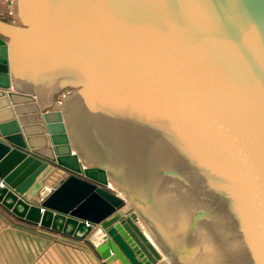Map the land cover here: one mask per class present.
Wrapping results in <instances>:
<instances>
[{"label": "water", "instance_id": "obj_1", "mask_svg": "<svg viewBox=\"0 0 264 264\" xmlns=\"http://www.w3.org/2000/svg\"><path fill=\"white\" fill-rule=\"evenodd\" d=\"M10 11L2 206L107 264H264V0Z\"/></svg>", "mask_w": 264, "mask_h": 264}, {"label": "crops", "instance_id": "obj_2", "mask_svg": "<svg viewBox=\"0 0 264 264\" xmlns=\"http://www.w3.org/2000/svg\"><path fill=\"white\" fill-rule=\"evenodd\" d=\"M9 4L11 0H0ZM0 5V17L7 13ZM0 264H107L87 241L17 218L0 204Z\"/></svg>", "mask_w": 264, "mask_h": 264}, {"label": "rangeland", "instance_id": "obj_3", "mask_svg": "<svg viewBox=\"0 0 264 264\" xmlns=\"http://www.w3.org/2000/svg\"><path fill=\"white\" fill-rule=\"evenodd\" d=\"M0 5H1L2 7H6L5 9H7V13H4V14L2 15V17H0V18L4 19V20H6V21H9V22H14V21H15V17H14L13 14H11V11L8 9V8H9V4H7V3H5V2L3 1V2H0ZM7 6H8V8H7ZM66 93H67V92L60 94V95L58 96V100L60 101V100L62 99V97H64V95H65Z\"/></svg>", "mask_w": 264, "mask_h": 264}, {"label": "bare ground", "instance_id": "obj_4", "mask_svg": "<svg viewBox=\"0 0 264 264\" xmlns=\"http://www.w3.org/2000/svg\"><path fill=\"white\" fill-rule=\"evenodd\" d=\"M149 236V235H148ZM151 239V237H149Z\"/></svg>", "mask_w": 264, "mask_h": 264}]
</instances>
